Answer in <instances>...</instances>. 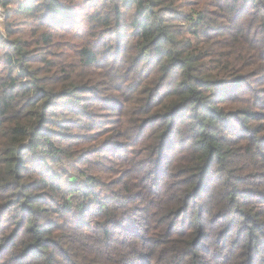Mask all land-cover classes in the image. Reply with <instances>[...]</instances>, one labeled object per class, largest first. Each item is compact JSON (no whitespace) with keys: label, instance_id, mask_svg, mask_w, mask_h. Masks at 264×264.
<instances>
[{"label":"trees","instance_id":"trees-1","mask_svg":"<svg viewBox=\"0 0 264 264\" xmlns=\"http://www.w3.org/2000/svg\"><path fill=\"white\" fill-rule=\"evenodd\" d=\"M3 1L0 264H264V0Z\"/></svg>","mask_w":264,"mask_h":264},{"label":"rangeland","instance_id":"rangeland-1","mask_svg":"<svg viewBox=\"0 0 264 264\" xmlns=\"http://www.w3.org/2000/svg\"><path fill=\"white\" fill-rule=\"evenodd\" d=\"M2 1H3V0H2ZM5 1H7V0H4L3 2H5ZM19 1H20V0H14L13 3H11L12 7L16 6V5L18 4ZM4 19H5V18H4ZM4 19H0V23H2V21H3ZM2 24H3V23H2ZM2 24H1V26H2ZM91 152H92V151H90L89 154H92ZM63 165L65 166V169L71 171V170H72V169H71V166L73 165V162L70 163V162H68V161H64V162H63Z\"/></svg>","mask_w":264,"mask_h":264},{"label":"built area","instance_id":"built-area-1","mask_svg":"<svg viewBox=\"0 0 264 264\" xmlns=\"http://www.w3.org/2000/svg\"><path fill=\"white\" fill-rule=\"evenodd\" d=\"M4 18H6L5 10H4L2 3H1V0H0V19H4Z\"/></svg>","mask_w":264,"mask_h":264}]
</instances>
